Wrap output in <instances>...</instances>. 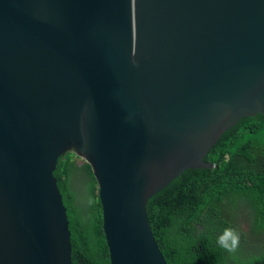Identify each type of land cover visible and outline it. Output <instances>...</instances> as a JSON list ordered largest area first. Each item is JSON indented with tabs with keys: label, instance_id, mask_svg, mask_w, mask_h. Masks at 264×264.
I'll use <instances>...</instances> for the list:
<instances>
[{
	"label": "water",
	"instance_id": "95a60500",
	"mask_svg": "<svg viewBox=\"0 0 264 264\" xmlns=\"http://www.w3.org/2000/svg\"><path fill=\"white\" fill-rule=\"evenodd\" d=\"M259 113L264 0H0V264H72L69 152L111 264H169L149 200Z\"/></svg>",
	"mask_w": 264,
	"mask_h": 264
},
{
	"label": "trees",
	"instance_id": "16d2710c",
	"mask_svg": "<svg viewBox=\"0 0 264 264\" xmlns=\"http://www.w3.org/2000/svg\"><path fill=\"white\" fill-rule=\"evenodd\" d=\"M76 154L59 159L55 176L67 207L72 264H111L103 230L102 204L92 165L80 167ZM213 167L187 169L147 204L155 237L169 264H264V252H227L217 238L225 229L238 231L233 209L246 201L264 215V114L241 118L205 156ZM91 177L92 201L85 208L71 187L72 174ZM258 218V216H257ZM264 222V219H259Z\"/></svg>",
	"mask_w": 264,
	"mask_h": 264
},
{
	"label": "rangeland",
	"instance_id": "374dc122",
	"mask_svg": "<svg viewBox=\"0 0 264 264\" xmlns=\"http://www.w3.org/2000/svg\"><path fill=\"white\" fill-rule=\"evenodd\" d=\"M75 160L80 167L85 163L83 159L76 156ZM71 187L76 194L79 202L85 208L92 201L91 177L82 169H77L73 172L71 178ZM246 201H240L239 206L232 208L234 218L233 221L239 229L240 234L239 250L243 253L250 251L254 255H260L264 252V222H259V219H264V215L255 213L251 207H246ZM258 216V218H257Z\"/></svg>",
	"mask_w": 264,
	"mask_h": 264
},
{
	"label": "clouds",
	"instance_id": "9594fccd",
	"mask_svg": "<svg viewBox=\"0 0 264 264\" xmlns=\"http://www.w3.org/2000/svg\"><path fill=\"white\" fill-rule=\"evenodd\" d=\"M217 244L227 252H235L240 245V234L232 228L225 229L217 238Z\"/></svg>",
	"mask_w": 264,
	"mask_h": 264
}]
</instances>
